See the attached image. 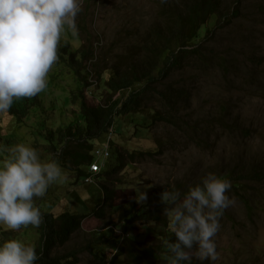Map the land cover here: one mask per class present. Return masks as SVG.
I'll use <instances>...</instances> for the list:
<instances>
[{"label":"rangeland","instance_id":"rangeland-1","mask_svg":"<svg viewBox=\"0 0 264 264\" xmlns=\"http://www.w3.org/2000/svg\"><path fill=\"white\" fill-rule=\"evenodd\" d=\"M181 1L185 3V0H177L179 6ZM165 3L174 4L173 0H82L81 11L77 14L75 23H79L81 19L91 22L86 25L93 32L90 34L94 40L93 56L97 58V68L111 67L117 63L120 65L122 56L127 53V44L130 43L136 46L131 50L132 53L126 56L131 59V56L136 54L138 56H134L135 59L140 60L142 53L138 49L139 44H143L141 39L151 28L154 29L158 19H165L163 12L168 14L170 11ZM219 11L224 14L223 18L216 13L205 19L202 24L194 46L198 51L191 55L196 57L191 60V68L194 69L191 71L186 67L184 73L176 79L192 85L190 80L194 76L191 106L188 110L193 118L206 115L210 109L217 113H229L230 116L226 119L229 125L233 126L235 122L242 124L237 128L249 129L248 134H243L242 130H222L218 131L219 137L214 133L200 135L196 138L198 144H195L170 124L166 126L165 121L152 122L151 116L132 112L115 114V133L112 136L114 143L112 151L109 150L112 156L107 158L105 171L118 163V154L115 152L117 149L122 152L155 150L162 143L164 146L160 149L163 150L127 163L122 171L110 174L103 181L96 177L91 184L83 182L82 178L76 180L75 172L61 167L66 179L51 184L45 195L34 198V202H37L43 211L54 214L69 210L79 214L87 213V216L83 219L81 231L61 246L58 252L80 248L85 235L93 231L103 233L105 229L102 226L109 221H115L113 227L125 230L124 225L117 219L118 213L127 207L135 206L137 210L144 211L155 208L161 202L164 204L162 209L165 210L169 205L163 201L162 193L173 188L177 190L175 182L180 180L184 181L185 184H181L186 187L198 183L209 172H223V169H230L240 162L247 161L259 163L263 168L261 172H264V0H221ZM217 19H223L219 26ZM78 43L79 41L70 44L68 49H76ZM200 57L208 63L207 67L200 61ZM220 59L231 65L226 68L219 66L217 61ZM180 68L176 66L175 73H178ZM199 68L205 70L197 74ZM57 72L58 70L52 74ZM97 72L92 71L93 76L96 77ZM109 73V69H104L103 79L97 80L93 77L95 84L89 87L88 93H96V96L92 98L85 92L87 103L104 102L108 94L103 80ZM76 86L73 78H64V82L59 80L56 85L47 81L44 90L31 96L33 105L37 104L32 108H40L41 112L43 107L39 105H47L51 115L53 107H64V122L84 123L83 117L77 116L78 105L69 103V100L64 104L63 101L64 98L67 99L66 92L71 88L76 89ZM31 97L13 98L12 106L24 108V111L20 112L22 115L30 107L28 102ZM27 113L32 114L30 116L35 115L31 108ZM30 119L22 127L21 123L16 126L10 114L0 112V148L7 149L24 143L37 149L42 160L51 159L54 149L46 139L47 130L38 132L40 125L30 122ZM105 140L104 134L95 139V147L102 148ZM54 143L57 144L56 150L60 151L63 142L57 137L54 138L53 145ZM6 156V151H0V160ZM242 181L247 182L248 192L241 186L235 190L231 183V189L226 193L234 203L224 210L219 220L220 228L214 237L218 258L215 261H199L193 257L194 264V260H197L198 264H264V177L259 181ZM101 184L113 188L115 197L105 207L104 217L97 218L91 214L102 203ZM140 193L145 196L142 200H138ZM245 199H253L250 201L252 209L247 207ZM109 227L112 228L111 225ZM126 231L129 233L126 243L132 239L143 244H155L157 239L161 246L160 251H157L161 260L145 256L139 264H167L168 253L164 242L171 241L168 237L170 229L164 230L159 222L152 221L144 225L137 224ZM0 238H15L35 245L38 231L37 227L32 225L17 231L0 225ZM114 240L112 238L104 246L95 245L91 254L80 252L78 257L83 263L78 264H94V254L105 256L104 264H127L123 255H112L110 248L115 245ZM192 251L194 253V249Z\"/></svg>","mask_w":264,"mask_h":264},{"label":"clouds","instance_id":"clouds-1","mask_svg":"<svg viewBox=\"0 0 264 264\" xmlns=\"http://www.w3.org/2000/svg\"><path fill=\"white\" fill-rule=\"evenodd\" d=\"M81 7L82 0H0V112L11 107L13 98L35 96L45 89L47 81L56 85L59 79L50 80L46 78L47 73L60 70V64L66 65L62 56H79V50L86 47V34L90 42V33L93 32L86 24L91 22L81 19L83 27L79 26L80 22L75 23ZM66 38L76 39L79 41L78 46L73 50L66 46L64 51L57 53L60 39ZM93 41L92 39V45ZM96 60L94 56L85 60V70L89 72V75L86 74L88 86H84L86 82L81 81L75 71L66 65L72 71L71 76L77 86L76 89L68 90V93L65 91L67 99L64 98V102L69 100V103L78 105L75 95L81 89L85 98V92L88 93L89 87L95 84L93 79L98 80L97 75L95 77L92 74V71H97ZM122 91L126 93L129 90L120 89L113 94V98L120 97ZM88 94L92 98L96 96V93ZM31 100L27 111L31 108L34 116H30L32 114L29 115L27 111L21 115L24 108L16 106H12L16 114L9 113L16 126L21 123V127L29 121V117H34L30 122L40 125L38 132L47 130V140L48 134L55 133L56 135H51L52 141L49 140L52 146L54 138L58 137V131L69 125L62 117L64 107H53V113L49 115L47 105H39L43 107L40 112V108H32L37 104L33 105V97ZM78 111L77 116H81L80 109ZM114 133L112 122L103 133L106 140L102 148L95 147L94 140L97 138L92 141V160L87 164L86 174L76 180L82 178L83 182L91 184L105 171L107 158L112 156L109 150L112 151ZM61 142L63 147L65 142ZM54 146L57 149V144ZM0 151L7 152L6 158L0 160V225L12 231L29 225L38 227L42 222V209L36 206L34 198L43 197L51 184L63 182L66 176L62 168H67L62 167L53 156L42 160L37 149L24 143L7 149L0 148ZM93 164H98L99 170H92ZM230 189L231 182L228 179L209 172L199 183L189 186L184 194L174 188L162 193L163 201L169 205L165 209L168 227L176 237L175 241L164 242L168 253L167 264H192L193 257L199 261H215L218 258L214 237L220 228L219 220L224 210L234 203L226 194ZM144 198V193H140L138 200ZM112 228L115 236L122 238L129 234L117 227ZM123 244L122 241L115 243L110 248L112 255H116ZM38 258L34 245L15 238H0V264H36Z\"/></svg>","mask_w":264,"mask_h":264},{"label":"trees","instance_id":"trees-1","mask_svg":"<svg viewBox=\"0 0 264 264\" xmlns=\"http://www.w3.org/2000/svg\"><path fill=\"white\" fill-rule=\"evenodd\" d=\"M173 3V5L172 3L169 5L165 3L168 6L167 8H170L169 13L165 14L163 12L165 19H158L157 23L154 24V29L151 28L141 39L143 44L141 45L140 43L138 49L142 53L140 60L135 59L138 56L136 54L132 55L131 59L126 56L131 54V50L136 46V44L130 43L127 44V53L122 56L120 65L117 63L112 64L111 67L105 66L104 68L96 69L98 71L96 73L98 79L102 77L104 69L110 70L104 82L108 94L104 102L94 103L93 101V103L89 104L84 98L82 89L76 93L75 99L78 102L84 123H71L66 128L58 131L59 140H64L65 142L60 151H57L52 143L55 150L54 159L62 167L75 172L76 178L83 177L86 174L87 164L92 160V141L106 132V129L112 124L115 114L132 112L143 116H151L150 120L152 122L165 121L166 126L170 124L172 128L181 131L183 135L188 136V139H191L195 144H198L196 138L202 134L210 135L214 133L217 137L218 131L242 130V128H237L240 125L242 126V124H236L235 122L233 126L229 125V121H226L230 116L229 113H217L210 109L206 115L197 119L193 118V115L188 113V110L191 106L192 88L195 82L194 76L190 80V82H193L192 85L187 84L184 80L176 79L184 73L186 67L190 70L194 69L191 68V60L196 57L191 55L198 51L194 46L205 19L216 13H219L221 18L224 17V14L219 11L221 0H185V3L181 1L180 6L177 0H173ZM227 21L224 20V22ZM216 23L219 26V24L223 23V19H217ZM85 40L86 47L82 51L79 50V56L73 57V54H71L69 58H64V56L61 58L67 66L75 71L81 81L86 82L84 86H88L85 60L93 57L94 47L92 39L90 42L88 41L87 34L85 35ZM190 45L192 46L189 47ZM200 61L204 66H208V63L204 62L205 60L202 57H200ZM217 63L225 68L231 65L223 59L218 60ZM97 66L98 64H96ZM176 66L181 67L178 73H175ZM202 70H205V68H199L197 74ZM126 88L130 92L127 91L125 93L122 91L120 97L113 98V94L116 91ZM11 108L9 112L15 115V108ZM248 131L249 129L243 128L242 133L248 134ZM48 137L52 141L51 134H48ZM162 145L160 143L155 150L145 151L126 150L122 152L117 149L115 152L118 154V163L100 173L98 175L100 177L99 180L103 181L110 174L119 173L127 163L133 162L137 158L160 153L163 150L160 149ZM262 169L259 163L247 161L240 162L230 169H223V172L219 171L215 174L231 181L235 190L241 186L243 190L248 192L247 182L242 180L259 181L264 177V172H261ZM183 182V180L175 182V187L177 190H181V194L186 193L189 186L194 185L193 183L184 187L185 185L182 184L185 183ZM100 186L103 192L102 203L91 214L97 218L104 217L105 207L115 197L113 188H109L104 184ZM245 201L247 207L252 209L250 201H253V199H245ZM162 206L164 204L160 202L155 208L144 211H139L135 206H130L118 213L117 220L124 225V232H127V229L137 224L144 225L152 221L159 222L164 230H169L168 218L165 216V210L162 209ZM40 211L42 222L37 227L38 238L34 245L39 256L36 264H78L82 262L78 257L80 252L91 254L95 245H107L112 238L115 239L114 243H119V241L124 243L117 255H123L127 264H139V261L145 256L153 260H161L157 256V251L161 249L157 239L155 244H143L132 239L126 243L129 234L122 238L115 236L113 228L109 227L110 225L113 227V224H116L115 221L105 223L102 226L105 229L103 233L93 231V233L87 234L88 237L85 235L84 243L80 248L74 247L64 253H60L58 249L81 231L82 222L87 213L79 214L63 210L58 214H54L49 211ZM2 233L5 234L4 231ZM168 237L171 241L176 239L172 232ZM105 259L106 257L103 255L94 254V261L92 262L94 264H104ZM194 261L195 264H198L196 263L197 260Z\"/></svg>","mask_w":264,"mask_h":264},{"label":"bare ground","instance_id":"bare-ground-1","mask_svg":"<svg viewBox=\"0 0 264 264\" xmlns=\"http://www.w3.org/2000/svg\"><path fill=\"white\" fill-rule=\"evenodd\" d=\"M79 26L83 27L84 25H83V23L80 22ZM74 42H77V40L74 39V38H66V39H63V40L60 39V42H59L58 47H57V53H61L62 51H64L67 48L66 46H69L70 44H72ZM59 66H60V70H58V72L55 75H53L52 71H50L49 73H47V77L46 78H49L50 80L58 78L62 82H64V77L65 78H73L71 76L72 71L68 70L66 65L60 64ZM11 107H12V105H11ZM9 109L7 111H5L4 114H6V115L10 114L9 113Z\"/></svg>","mask_w":264,"mask_h":264},{"label":"built area","instance_id":"built-area-1","mask_svg":"<svg viewBox=\"0 0 264 264\" xmlns=\"http://www.w3.org/2000/svg\"><path fill=\"white\" fill-rule=\"evenodd\" d=\"M92 170H94V171L99 170V166H98V164H93V165H92Z\"/></svg>","mask_w":264,"mask_h":264}]
</instances>
